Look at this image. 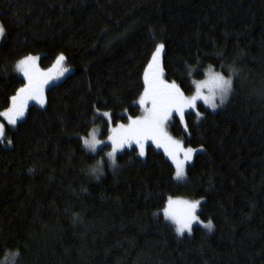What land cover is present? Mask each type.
Instances as JSON below:
<instances>
[{
    "label": "trees",
    "instance_id": "trees-1",
    "mask_svg": "<svg viewBox=\"0 0 264 264\" xmlns=\"http://www.w3.org/2000/svg\"><path fill=\"white\" fill-rule=\"evenodd\" d=\"M0 111L24 85L25 56L42 69L60 55L72 72L45 90L0 142V256L17 264H264V0H0ZM164 78L193 92L211 66L233 91L212 112L174 119L171 135L200 147L174 179L152 145L116 158L97 181L82 138L140 114L143 73L157 44ZM99 109V113L97 112ZM11 140V145L7 144ZM202 198L178 236L160 210L168 197Z\"/></svg>",
    "mask_w": 264,
    "mask_h": 264
},
{
    "label": "snow or ice",
    "instance_id": "snow-or-ice-1",
    "mask_svg": "<svg viewBox=\"0 0 264 264\" xmlns=\"http://www.w3.org/2000/svg\"><path fill=\"white\" fill-rule=\"evenodd\" d=\"M5 29L0 25V38L4 36ZM165 45L163 43L155 46L154 52L145 67L143 73V92L140 94L137 103L143 109V115L135 118L128 117L127 124H117L112 126V113L103 112L101 115L106 118L108 125L107 141L111 144V151L107 156L116 162V155L125 146L129 148L136 145L139 149L138 155H146V146L151 141L157 148H163L165 154L175 165V179H186L185 165L192 159L194 149L185 148L181 141L175 140L168 132L169 123L178 117V123L184 125L187 132L188 126L185 118L188 110H193L197 117L201 116L198 110V101L208 106L213 112L223 106L233 91V80L231 76L225 77L221 72H212L211 66L208 69L209 80L195 84V94L186 97L180 85L175 81L169 83L164 78V70L161 63V54ZM37 57L25 56L16 64V70L22 74L26 83L17 89L15 95L10 99V106L0 111V118L6 120L7 125L15 128L20 120L23 119L30 101H34L43 107L46 104L45 88L51 82L59 80L66 72L67 67H61L65 57L60 55L52 68L41 71L37 66ZM208 88V94H204L202 89ZM219 97V103L216 97ZM99 113V109H97ZM91 139H83L85 147L95 152L97 146L103 143L97 138L96 130L90 134ZM6 139L5 123L0 122V142ZM12 141L7 140L11 145ZM135 150V149H133ZM182 157V158H181ZM200 201L173 200L167 201L164 209L165 218L171 220L176 225V233L184 235L193 230V224L199 222L203 228L211 230L213 224L209 220L206 224L199 220L197 209Z\"/></svg>",
    "mask_w": 264,
    "mask_h": 264
},
{
    "label": "rangeland",
    "instance_id": "rangeland-1",
    "mask_svg": "<svg viewBox=\"0 0 264 264\" xmlns=\"http://www.w3.org/2000/svg\"><path fill=\"white\" fill-rule=\"evenodd\" d=\"M0 25H1V24H0ZM1 40H2V38H0V42H1ZM34 57H37V58H38L37 61H36V63H37V66L39 67V69H40L41 71H47L49 68H52V66L55 64V62H56V60H57V58H58V57H57V58L55 59V61L53 62V64H52L50 67H48L47 69H42V68H40V65H39V58H40V56H34ZM23 58H24V57H23ZM23 58H21V59H23ZM21 59H20V60H21ZM18 61H19V60H18ZM18 61H17V62H18ZM17 62L13 65V67H12V71H13L16 75H18L20 78H22L23 81H24V84H25L26 81H25V79L23 78L22 74L19 73V72L16 70V64H17ZM61 67H66V66H64L63 63H62ZM67 68H68V67H67ZM68 69H69V72H66V73L64 74L63 77H60L59 80H56V81L51 82L48 86H46L45 90H46L48 87H50L51 85H54V84L59 83V82H61L62 80H64V78H65L68 74H70V73L72 72V70H71L70 68H68ZM208 69H209V68H207V69L204 71V75H203V78H202V79H199V80H192V81H191V84H192V86H193V92H192L191 94H188V95L185 94L186 97H191L192 95L195 94L196 89H195V84L193 83L194 81H195L196 83H200V82H204V81H208V80H209ZM211 69H212V72H217V71H215L213 68H211ZM168 82H169V81H168ZM169 83H171V82H169ZM202 91H203L204 94H208V88H204V89H202ZM138 99H139V98H138ZM138 99H137V101H138ZM137 101H136L135 104L140 108V114H139L138 116H141V115H143V109L140 107V105L137 103ZM216 102L219 103V97H218V96L216 97ZM30 105H35V106H37L38 108H44L46 104H45L43 107H41L39 104H36L34 101H30L29 104H28V107H29ZM198 105H202V106H203L204 108H206L207 110L212 111L208 106H206V105L203 104V101H198ZM9 106H10V105H9ZM28 107H27V109H28ZM221 107H222V106H221ZM221 107H219L217 110H219ZM217 110H216V111H217ZM188 112H193V110H188ZM188 112H187V113H188ZM212 112H213V111H212ZM214 112H215V111H214ZM26 113H27V110H26V112H25V115H26ZM102 113H103V112H102ZM102 113H101V114H102ZM25 115H24V117H25ZM24 117H23V118H24ZM136 117H137V116H136ZM200 117H201V116H200ZM200 117H198V118H200ZM133 118H135V117H133ZM177 119H178V117H177ZM173 121H174V120H173ZM173 121L170 122V123H169V126H168V132H169L170 135H171V133H170V125L173 123ZM0 122L5 123L6 131H7L8 129L11 128L10 126L7 125L6 120H4L3 118H0ZM128 122H129V121H127L126 123H123V124H127ZM115 126H116V125H114L113 127H115ZM93 130H96V132H97V138L100 139L101 141H103V143H101L100 145L97 146V149H96L95 152H93V151H91L90 149H88L87 147H85L84 144H83V146H84V149H85L88 153H90V154H92V155H97V159H96L94 165L96 164L97 161H101V162H102V166H103V175H104V172H105L104 168H105L106 166L112 168V166H111V164H110V161H109V158H108V156H107V153H108L109 151H111V144H110V142L107 141V136H108L109 133H108V131H106V132L104 133V129H103L102 126H100V125H95V126L92 127V129L90 130V132L88 133V135L85 136L84 138H85V139H91V135H90V134L93 132ZM171 136H172V135H171ZM172 137H173V136H172ZM173 138H174V137H173ZM174 139H175V140H178V141H181L182 144H183V141H182V140H180V139H176V138H174ZM82 141H83V139H82ZM148 145H152L154 148H156L157 150H159V151H161L162 153H164V155L167 157V159L172 163L171 159L165 154L163 148H157L154 144L151 143V141L148 142ZM183 146H184L185 148H188V147H186L184 144H183ZM146 147H147V146H146ZM132 148L136 149V151H137V155H138L139 149L137 148L136 145L133 144L131 148H129L128 146H125V148H124L123 150H121V151H119V152L117 153L116 158H117V156H118L119 154H121L122 152H124V151H126V150H130V149H132ZM191 148H193V149L195 150L194 153H193V156H192V159H193L194 155H195L196 153H199L202 149H201L200 147H191ZM138 157H140V156L138 155ZM181 158H182V157H181ZM192 159L186 163V165H185V170H186V167L192 162ZM94 165H93V166H94ZM172 165H173L174 170H175V165H174L173 163H172ZM91 167H92V166H91ZM103 175H102V176H103ZM174 179H175V173H174ZM175 181L178 182V183H183V182L185 181V179H184V180H176V179H175ZM169 198H171V199H173V200H187V201H196V200H199L201 203L203 202V199H202V198H195V199H193V198H186V197H179V196H177V197H168V198H167V200H166V202H165V205H164L163 208L160 210V214H161V216L163 217V219H164L165 222H167V223H169L170 225L173 226L174 231H175V233H176V230H175V229H176V225H175L171 220L165 218V216H164V209L167 207V201H168ZM201 203H200V205H201ZM200 205H199V207H198V209H197V215H198V211H199V209H200ZM199 220L202 221L201 219H199ZM202 222L205 223V224L207 223V222H204V221H202ZM195 226H199V227H202V228H203L202 224L199 223V222H195V223L193 224V227H195ZM203 229H205V228H203ZM205 230H207V229H205ZM207 231H208V230H207ZM176 234H177V233H176ZM188 234H189L188 232H185V233H184V235H188ZM177 235H178V234H177ZM178 236H183V235H178ZM15 264H17V258H16V261H15Z\"/></svg>",
    "mask_w": 264,
    "mask_h": 264
},
{
    "label": "clouds",
    "instance_id": "clouds-1",
    "mask_svg": "<svg viewBox=\"0 0 264 264\" xmlns=\"http://www.w3.org/2000/svg\"><path fill=\"white\" fill-rule=\"evenodd\" d=\"M109 158V157H108ZM110 164L113 169L118 167L117 162L113 163V161L109 158ZM88 175L92 176L97 181L101 178L103 175V166L101 161H97L94 166H92L90 169H88ZM212 229L209 231L211 232ZM19 256L18 251H9L6 252L3 256H0V264H15L16 258Z\"/></svg>",
    "mask_w": 264,
    "mask_h": 264
}]
</instances>
